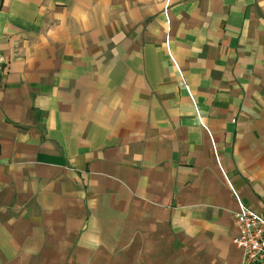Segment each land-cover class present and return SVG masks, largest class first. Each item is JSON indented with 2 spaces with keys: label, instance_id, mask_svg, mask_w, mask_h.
Here are the masks:
<instances>
[{
  "label": "crops",
  "instance_id": "0c3cea01",
  "mask_svg": "<svg viewBox=\"0 0 264 264\" xmlns=\"http://www.w3.org/2000/svg\"><path fill=\"white\" fill-rule=\"evenodd\" d=\"M241 202L264 0H0V264H245Z\"/></svg>",
  "mask_w": 264,
  "mask_h": 264
},
{
  "label": "built area",
  "instance_id": "2783aa9c",
  "mask_svg": "<svg viewBox=\"0 0 264 264\" xmlns=\"http://www.w3.org/2000/svg\"><path fill=\"white\" fill-rule=\"evenodd\" d=\"M240 205L241 211L236 214L239 233L234 243L243 251L245 264H264V216L242 202Z\"/></svg>",
  "mask_w": 264,
  "mask_h": 264
}]
</instances>
